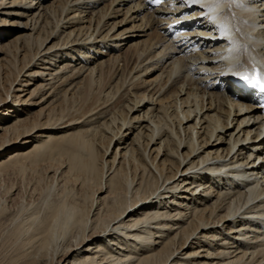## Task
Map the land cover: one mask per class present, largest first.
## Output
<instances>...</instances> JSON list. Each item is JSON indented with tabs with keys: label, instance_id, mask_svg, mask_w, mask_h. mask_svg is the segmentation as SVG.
Listing matches in <instances>:
<instances>
[{
	"label": "bare ground",
	"instance_id": "1",
	"mask_svg": "<svg viewBox=\"0 0 264 264\" xmlns=\"http://www.w3.org/2000/svg\"><path fill=\"white\" fill-rule=\"evenodd\" d=\"M52 1L0 0V48L14 29L22 35L12 44L27 42L15 46L14 62L0 70V132L6 136L0 137V157L12 151L0 160V172L57 166L47 172L52 185L43 204L27 210L24 220H12L9 264H264V212H258L264 191H256L264 166H253L264 150L257 113L239 105L246 97L231 81L248 69L264 73L258 5L171 0L170 7L147 10L142 0ZM184 12L193 23L174 19ZM120 13L122 25L134 24L133 37L111 35L120 23L109 21ZM9 18L27 22L16 26ZM170 19L194 31L172 41L161 33ZM151 36L134 66L122 61L120 44L138 49ZM188 45H195L191 53L183 50ZM91 52L98 55L95 65ZM59 55L84 66L58 64ZM103 56L110 58L104 62ZM122 62L130 68L116 84L124 93L122 108L111 106V118L86 133L68 137V126L54 135L52 104L42 106L52 93L66 86L79 91L82 84L70 82L84 73L86 93L92 92L94 79L102 81L110 68L118 79ZM25 75L31 79L23 84ZM111 93L103 91L102 108L92 110L98 119ZM28 106H42L34 113L39 120L22 118ZM69 184L84 188L80 202ZM7 217L0 200V220Z\"/></svg>",
	"mask_w": 264,
	"mask_h": 264
},
{
	"label": "rangeland",
	"instance_id": "2",
	"mask_svg": "<svg viewBox=\"0 0 264 264\" xmlns=\"http://www.w3.org/2000/svg\"><path fill=\"white\" fill-rule=\"evenodd\" d=\"M28 1H34L35 3L36 2L39 3V1H44L46 5H50L53 3L52 0H28ZM58 1L60 2V0ZM110 1L112 0H109V2ZM109 2L107 1L104 2V4L101 7L106 6ZM125 10H126V6L123 9V12ZM8 11H12V10L9 9ZM122 14L123 13H120V16H121L120 18L112 19L111 21H109V25L113 24L114 21H117L118 23H120V25L114 29L111 35H119L121 33L123 34L125 33L126 36L130 35L131 37H133L132 36L133 34L130 31L134 24H131L129 22L130 20H128L127 22H124V24L122 25L121 21L125 17V16L122 17ZM9 19L12 22H17L18 24L16 26H20L21 24L27 22V19L25 18L23 20H19L17 18H9ZM108 28L109 26H107V29L105 31H107ZM1 30L6 31V29H1ZM14 30H15L14 33L10 32L9 38L7 37L3 38L2 42L7 41V39L8 41L6 45L0 48V70H2V73L8 70V66L10 62L11 63L14 62L12 58L16 54V50L23 48V46H25V44L27 43L25 39H23L18 45L12 44V40H14L16 36L22 35L21 31H18V29H14ZM7 33H9V31ZM121 40H124V38L120 39L119 41H115V42L120 43ZM152 40H153V36L142 38L140 41H145V42L142 43L138 49L129 48V46H122L123 44H120L121 50L119 51L118 54L120 53L122 54V61L127 60L130 65L134 66L135 61H136V56L141 51V48L144 45H148ZM56 42L57 41H54L49 46H53ZM32 45L34 46V49H36V46L34 44ZM15 46H17L18 48L14 49ZM108 51H109L108 49L104 50V53ZM72 56L73 57L77 56V54L74 52L72 53ZM89 56L92 57L91 62H93L94 65L98 63V62L95 63L96 60L98 59V55L95 52H91ZM60 57L61 55H59L57 59L58 64L63 62L62 65H65L66 63V64H70V67H74V65H76L77 67L81 68L84 66V63L81 60H79L78 62L76 61L74 63H71L74 60L73 59L71 60L70 57L68 56H62L61 58ZM109 58H110L109 56H103L102 61L106 62V60L108 61ZM75 59L77 60V58ZM119 64H120L119 70L121 74L117 76L118 79L115 80L114 73L112 72V69L110 68L109 71L107 70L106 73H104V77L102 81H99L98 78L94 79L95 85L93 87L92 92L86 93V87H85L86 84L84 83V80H85L84 79L85 73H84L83 76L80 75V77L75 79V81L70 82L73 85H75V83L82 84V88L79 91H76V90L72 91L73 87L66 86V87L58 88L54 91V93H52V97L48 99L49 101L46 102L42 106H48V104H52V106L50 107V109H53V112L51 113L52 122L50 126L55 131L54 135L56 134L59 135L65 131H68L69 128L64 129L65 127H68V126L73 127L70 129V131H68L67 133H64V135L68 137L76 136L79 133H86L87 131L93 129V127L97 126V122L100 123V122L106 121L107 119L109 120V118H111V115L113 113L110 108L111 106L117 105L119 109L122 108V106L125 104L124 100H122L124 93H122L121 91H118L116 84H117V81L120 79V77L125 78L126 76H128L130 68L125 64V62H122ZM114 68L113 70L116 71V69ZM144 71L145 70H143V73ZM26 75L24 76V78L22 77L20 78V81H22L23 84L30 81L31 79L27 77ZM142 80L148 81V77H143L142 75ZM6 85L8 86V84H5V86ZM17 88H20V86H18ZM34 89L35 88H33L31 91H33ZM103 91H105V94H109V92H112L111 95L109 96V100H110L109 103L111 105L109 104L110 106L108 108H104L101 110L102 114L98 116L99 117L98 119L96 115L92 114V110L97 106L102 108L101 107L103 106L102 103L105 101L104 97H102V94H101ZM50 93H51L50 90L48 92L41 91L37 97L31 100V102H39L41 99L40 97L42 95L45 94L46 96H48ZM28 97L29 96L25 97V99ZM42 106L40 108L37 106L25 107L26 112L22 118L25 119L26 117L29 116L32 119L39 120L38 118L36 119L37 115L34 113H38V111L42 108ZM95 119H98V120H95ZM136 134H137L136 132L134 134H131V138L129 139V142H132ZM0 137L4 138L6 136H4L2 132H0ZM32 148H33L32 144L26 145V147H24V150L32 149ZM9 152H12V151H9ZM9 152H4V154H2V156L0 157V160L3 159L6 155H8ZM55 159L57 160L59 159V157H55ZM51 166H54L53 168L57 167L56 164L54 163H48L41 167H34L33 169L31 168L27 170L26 172H24L25 173L23 174L24 176L18 173L15 169L13 170V168L12 169L8 168L9 170L5 169V171L0 172L1 174L0 175V200L5 203V207L7 209V216H8L7 219L0 220V264H7V263L9 264L10 259L14 255L13 254L14 246H12V243L8 238V233L12 228V222H13L12 220L17 219L20 215H23L22 218L24 220L26 218L27 210L38 208L43 204L42 202L44 199V190L46 186L49 187L50 185H52V182H51L52 180L49 178V175L47 174V172L52 168ZM71 186L70 188H72V190L70 191L69 194L71 195V193H74V194L76 193V198L77 196L79 197L77 198L78 201L74 197V194H72L73 195L72 197L77 202H80L84 188H82L83 189L82 191L81 188L79 189V185L73 186V187ZM77 190L79 191L77 192ZM59 192L60 190L56 191V194L53 196L58 197V195L61 194V192L60 193ZM16 194L18 195L16 196ZM23 206L25 207V211L22 214H20V211L22 210Z\"/></svg>",
	"mask_w": 264,
	"mask_h": 264
},
{
	"label": "snow or ice",
	"instance_id": "3",
	"mask_svg": "<svg viewBox=\"0 0 264 264\" xmlns=\"http://www.w3.org/2000/svg\"><path fill=\"white\" fill-rule=\"evenodd\" d=\"M153 2L156 3V4H160V3H162V0H153ZM185 2L188 5H198V4H200L202 2V0H185ZM214 2L217 5H220V4H232V3H236L237 0H214ZM261 3H264V0H261ZM243 79L244 80H248L249 77L248 76H244ZM255 83L259 84L262 88H264V81H261L258 77L255 80Z\"/></svg>",
	"mask_w": 264,
	"mask_h": 264
}]
</instances>
